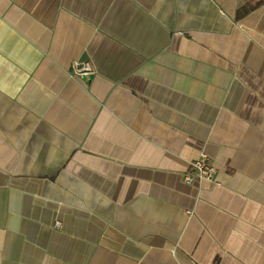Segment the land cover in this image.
Wrapping results in <instances>:
<instances>
[{
    "label": "crops",
    "instance_id": "obj_1",
    "mask_svg": "<svg viewBox=\"0 0 264 264\" xmlns=\"http://www.w3.org/2000/svg\"><path fill=\"white\" fill-rule=\"evenodd\" d=\"M0 264H264V0H0Z\"/></svg>",
    "mask_w": 264,
    "mask_h": 264
},
{
    "label": "built area",
    "instance_id": "obj_2",
    "mask_svg": "<svg viewBox=\"0 0 264 264\" xmlns=\"http://www.w3.org/2000/svg\"><path fill=\"white\" fill-rule=\"evenodd\" d=\"M92 71L88 61H74L70 66V75L78 78L90 74ZM191 172L183 175V181L186 184H192L195 181L214 182L216 169L208 163L206 154L201 153L194 161L190 163Z\"/></svg>",
    "mask_w": 264,
    "mask_h": 264
}]
</instances>
